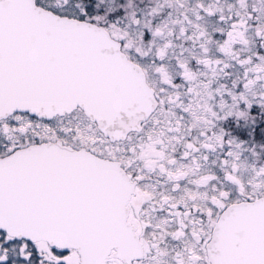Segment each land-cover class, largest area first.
I'll return each instance as SVG.
<instances>
[{
  "label": "snow or ice",
  "instance_id": "obj_1",
  "mask_svg": "<svg viewBox=\"0 0 264 264\" xmlns=\"http://www.w3.org/2000/svg\"><path fill=\"white\" fill-rule=\"evenodd\" d=\"M0 264H264V0H0Z\"/></svg>",
  "mask_w": 264,
  "mask_h": 264
}]
</instances>
